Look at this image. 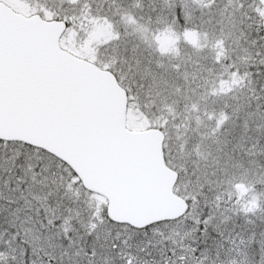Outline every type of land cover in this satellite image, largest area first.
<instances>
[{
  "label": "snow or ice",
  "instance_id": "obj_1",
  "mask_svg": "<svg viewBox=\"0 0 264 264\" xmlns=\"http://www.w3.org/2000/svg\"><path fill=\"white\" fill-rule=\"evenodd\" d=\"M0 264H264V0H0Z\"/></svg>",
  "mask_w": 264,
  "mask_h": 264
}]
</instances>
